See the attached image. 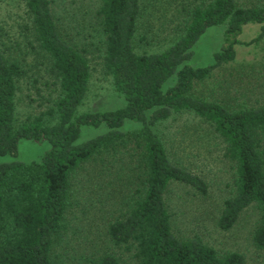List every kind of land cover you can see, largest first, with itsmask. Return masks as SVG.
Masks as SVG:
<instances>
[{
	"label": "trees",
	"instance_id": "1",
	"mask_svg": "<svg viewBox=\"0 0 264 264\" xmlns=\"http://www.w3.org/2000/svg\"><path fill=\"white\" fill-rule=\"evenodd\" d=\"M141 1L100 0L96 10L104 36L102 66L124 103L77 111L88 84L87 57L60 31L49 0H24L35 40L48 59L53 93L44 109L17 118L16 92L28 68L0 45V156L15 155L20 138L48 143L37 159L0 160V264H117L123 251L133 264H242L237 251L218 253L200 237H178L171 229L164 196L169 184L207 192L198 172L169 155L156 128L181 112L207 121L234 164L235 190L223 199L217 225L228 228L254 203L259 219L251 239L264 250V101L230 107L193 89L194 82L235 58L236 44L264 36V0H184L178 8L182 26L174 37L162 48L137 51ZM247 23L258 24V31L242 42L238 36ZM217 24L223 25L222 42L212 61L185 63L197 37ZM170 77L173 82L166 85ZM125 120L138 125L122 129ZM81 124L106 129L77 140ZM77 191L81 197H75ZM84 204L105 217L102 235L108 245L102 252L81 247L68 258V210Z\"/></svg>",
	"mask_w": 264,
	"mask_h": 264
},
{
	"label": "rangeland",
	"instance_id": "2",
	"mask_svg": "<svg viewBox=\"0 0 264 264\" xmlns=\"http://www.w3.org/2000/svg\"><path fill=\"white\" fill-rule=\"evenodd\" d=\"M177 1H141L142 10L134 33V49H159L174 37L176 28L182 26L181 18H184L181 13L183 10L178 8L186 3L182 2L184 0ZM49 2L60 31L87 57L88 84L77 105V111L121 106L124 100L114 89L110 75L102 66L104 36L96 14L100 0ZM164 20L166 21L163 23ZM222 29L223 25L220 24L207 26L195 40L191 56L184 62L193 66L211 62L212 52L222 42ZM257 31L258 24L247 23L238 37L243 42ZM0 45L12 56H17L24 68H28L27 74L20 77L16 92L17 118L22 119L44 109L49 103L47 98L53 93L50 84L52 76L48 71L47 56L35 40L24 0H0ZM234 48L235 58L215 67L209 77L194 82L193 89L203 96L215 97L230 107L259 104L264 101V36L249 44H236ZM172 82L173 77H170L165 84ZM137 125L138 122L125 120L121 128ZM156 128L169 155L198 172L207 182V192L204 195L182 183L169 184L164 196L173 233L183 238L196 235L218 253L237 251L243 256L242 264H264V250L257 248L251 239L259 219V210L254 203L243 207L228 228L222 229L217 225L223 199L232 195L235 190L234 164L225 153L222 138L207 121L191 112L174 114L160 122ZM105 129L103 124H81L77 140L87 139ZM47 147L46 141L20 138L16 154L2 155L0 160L16 158L30 161L39 158ZM81 195L79 191L75 193L76 198ZM84 206L80 208L79 205H73L68 210L69 225L64 230L69 242L64 247L68 258L81 252V247L91 245L102 252L108 245L102 235L105 217L100 219L98 211L93 214L86 204ZM110 248L115 249L117 254L116 247ZM126 255L128 253L123 251L124 259H120L117 264H133L125 258Z\"/></svg>",
	"mask_w": 264,
	"mask_h": 264
}]
</instances>
